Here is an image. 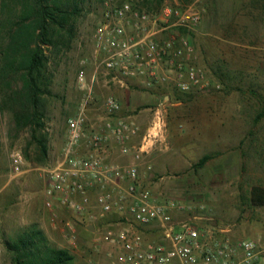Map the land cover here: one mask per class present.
Segmentation results:
<instances>
[{"label":"rangeland","instance_id":"rangeland-1","mask_svg":"<svg viewBox=\"0 0 264 264\" xmlns=\"http://www.w3.org/2000/svg\"><path fill=\"white\" fill-rule=\"evenodd\" d=\"M31 1L0 0V264H16L8 245L32 226L42 231L46 246L67 250L73 264H105L104 252L92 246L85 224L105 228L117 215L91 220L59 207L52 220L43 204L45 171L60 153L66 120L82 96L77 73L84 65L90 82L98 61L93 34L105 0H57L75 11L65 29L54 33V45H42L49 80L38 103L41 127L16 116L26 92L18 64L24 51L10 49V34ZM141 1L132 0L138 8ZM164 4L183 8L177 0ZM188 5L201 18L184 34L195 49L192 61L205 71L209 85L188 92L139 87L138 133L130 144L141 143L157 109L163 117L159 136L137 161L142 183L160 199L190 205L189 215L201 216V225L226 229L232 240L252 238L264 244V204L250 201L253 187L264 189V0H192ZM103 83L97 74L92 101L98 105L108 96L95 95ZM11 93L17 95L15 105L8 99ZM34 135L47 139L45 158L39 157ZM13 149L24 157L19 173L11 166ZM204 154L211 157L196 166ZM66 220L74 223L76 245L61 229ZM258 264H264V257Z\"/></svg>","mask_w":264,"mask_h":264},{"label":"built area","instance_id":"built-area-1","mask_svg":"<svg viewBox=\"0 0 264 264\" xmlns=\"http://www.w3.org/2000/svg\"><path fill=\"white\" fill-rule=\"evenodd\" d=\"M105 4L93 34L98 61L90 82L84 65L77 73L82 96L66 120L60 153L45 171L43 204L50 218L54 220L59 207L91 220L117 215L116 222L105 228L94 224L91 232L90 242L102 249L105 264H258L264 257L263 243L252 238L232 240L225 235L226 229L201 225V216L189 215L190 205L160 199L143 185L137 161L159 136L163 122L159 109L137 146L130 141L138 126L130 117L117 116L120 102L116 97L104 98L105 118L89 120L92 83L99 73L107 84L123 88L132 82L144 89L164 86L188 92L207 88L205 71L192 61V42L177 30L196 26L199 10L193 5L176 9L164 4L149 12L132 0H105ZM110 141L122 154L132 153V162L107 163L102 153ZM10 160L19 173L24 163L21 151L13 149ZM180 214L186 216L178 219ZM61 229L73 244L78 243L72 221H64Z\"/></svg>","mask_w":264,"mask_h":264},{"label":"trees","instance_id":"trees-1","mask_svg":"<svg viewBox=\"0 0 264 264\" xmlns=\"http://www.w3.org/2000/svg\"><path fill=\"white\" fill-rule=\"evenodd\" d=\"M164 0H142L141 9L149 12L158 11ZM179 5L186 7L192 0H177ZM74 9L57 0H32L25 14L21 16L18 28L10 34V49L23 50L19 67L23 69L22 81L24 101L16 103L15 93L8 95L12 105L17 104L16 116L18 120L25 119V123H32L38 127L43 126L38 103L48 86V77L45 74L47 55L42 45H54V33L65 29L74 14ZM25 22V23H24ZM27 22V23H26ZM180 33L188 29L178 28ZM70 31V30H69ZM37 151L40 158H45L48 152L47 139L44 135H34ZM211 157L204 154L196 166H202ZM250 201L255 204H264V189L253 187ZM90 233V232H89ZM15 253L16 264H73L72 255L65 249H57L45 245L42 231L32 226L15 242L8 245Z\"/></svg>","mask_w":264,"mask_h":264},{"label":"crops","instance_id":"crops-1","mask_svg":"<svg viewBox=\"0 0 264 264\" xmlns=\"http://www.w3.org/2000/svg\"><path fill=\"white\" fill-rule=\"evenodd\" d=\"M165 90H167V87L158 86L147 89L146 91L160 92ZM94 92L95 95L98 94V92H101L106 95H112L118 99V101L120 102V109L117 112V116L130 117L134 120L138 119L140 112H136V108L138 106V98L143 96V91L139 89V86L136 83L132 82L128 87L123 88L117 85H111V84L106 85L105 82L102 85H100L97 89H95ZM102 103L100 105H98L95 102L93 103V101L90 103L89 111H88L90 121L98 122L99 120L106 117V113L103 109ZM84 151H85L84 147H81L80 152L82 153ZM102 154L104 160L107 163L126 164L132 162L133 160L132 154L130 153L122 154L119 151L116 143H114V141H110L107 144L106 149ZM90 224L93 223L91 222Z\"/></svg>","mask_w":264,"mask_h":264},{"label":"water","instance_id":"water-1","mask_svg":"<svg viewBox=\"0 0 264 264\" xmlns=\"http://www.w3.org/2000/svg\"><path fill=\"white\" fill-rule=\"evenodd\" d=\"M86 230L89 232H93L94 231V225L93 224H89L86 226Z\"/></svg>","mask_w":264,"mask_h":264}]
</instances>
